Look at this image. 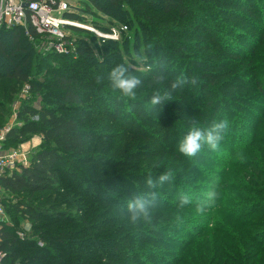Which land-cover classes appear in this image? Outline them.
Masks as SVG:
<instances>
[{
	"label": "trees",
	"instance_id": "obj_1",
	"mask_svg": "<svg viewBox=\"0 0 264 264\" xmlns=\"http://www.w3.org/2000/svg\"><path fill=\"white\" fill-rule=\"evenodd\" d=\"M79 1L82 7L77 11L66 12L64 16L67 20L74 22L83 18L78 14L81 11L106 19L105 29L125 26L126 30L120 32V41L104 40L102 42L113 45L114 49H124L126 41L131 37L128 34L131 29L114 12L123 3V0ZM164 1L167 13L175 10L180 13L182 18L189 17L182 0ZM253 5L255 6L254 10L249 3L240 5L242 9L250 11L246 21L254 28L251 37L255 33H259L256 40L252 42L251 51L242 48L244 54L228 52L229 50L222 46L223 53L242 60H238V62L228 60L227 63L230 64H228L227 70L221 74H213L209 85H202L199 91L193 90L194 85L191 89L182 87L176 90L183 99L190 98L192 102L189 108L190 113L194 111V115L197 117L196 121L204 123L203 128L213 121L219 122L224 115V120L228 122V129L220 142L221 145L228 144L230 135H237V132H234L238 124L237 116L238 113L245 110L242 103L236 102V99L230 101L229 98L232 95L219 90L217 82L219 80L228 81L235 75L237 67H241L248 71L247 75L251 80L241 85L235 82L231 89L247 91L250 95L251 91H256L259 98L264 100V52L257 53L258 46L264 50V25H258V21L264 22V14L258 16L259 4L253 3ZM261 9L264 10V6ZM227 12L234 14L232 9ZM230 19H234V16H231ZM65 27L71 31L87 32L70 24L65 25L64 29H66ZM99 27L104 30L103 26ZM29 32L31 35H37L32 28L29 29ZM20 34H23L20 27L0 28V57L7 60L4 73L0 75V81L3 83V86L0 84V130L11 115L9 105L17 93L18 84H29L30 90L39 93L43 100L45 99V103L39 106L23 104L16 116L19 125L10 128L3 141V149L8 150L15 148L16 143H21L30 135L41 136L39 145L29 153V164L27 166L19 165L18 169L6 173L0 179V202L4 210L14 215L19 214L17 217L27 220L32 229V234H26V237L21 239L18 237L17 228L14 225L0 222V253L5 254L0 262L2 264H101V261L105 259L104 264H125L124 259L130 257L128 260L130 262H126V264H151L149 260L137 258L135 254L123 256L118 250V244H113L114 240H110V238L108 241L102 242L110 248L106 251H98L97 242L101 241L96 240V237L101 234L111 237L118 231L117 227L122 223L119 221L121 217H124L119 214L123 202L119 203V206L116 202L105 204L96 193L89 194L86 188L82 189L78 183L83 180L82 173L78 172L79 170H76L74 166L76 164L85 166L98 164L100 167H108L104 158L100 159L98 154L91 153L92 146L88 145L86 140L87 129L98 127V111L103 108V104L99 102L94 106L90 100V106L86 107L83 104V96L86 92L81 88L85 79L78 78L67 70L62 73L61 68L55 69L46 66L45 60L40 55H29L28 60L25 56L20 63L11 61V55L3 42V37L9 36L14 50L22 53ZM92 40L97 41L95 37ZM79 49L82 54H87L90 51L87 46H80ZM249 52L250 54L247 55ZM32 56L36 60V64L31 68L29 57ZM244 56L246 60L241 58ZM147 68L149 72L150 67ZM44 72H46V76L41 74ZM153 73H146L149 74L147 78L151 79ZM39 75H41V79L36 77ZM172 80L174 79L168 78V84ZM153 90L145 92L146 97H151ZM198 96L204 100V103L200 107H195ZM255 100L257 104L261 103L260 100ZM93 106L95 108L90 109ZM136 107L138 118H144L154 123L160 121L163 123L161 127L166 130L163 132L157 130L156 135L151 136L143 132L145 125L140 126L135 120L134 127L126 131L128 136L138 135L141 137L143 134L145 135L140 142H135V146L141 148L142 141L150 139L151 143L161 152V154L156 152L158 159L155 163L143 162L141 157L147 159L149 154L141 156L140 150L132 152L129 150L131 144H126L121 162L114 166L126 170L125 172L120 170L113 174L115 179L125 176L123 182L128 187L126 196L131 198L135 194L151 191L146 186V178L149 173L152 174L153 179H156L161 173L171 171L180 177L181 182H177L173 178L171 181L165 182L164 185L168 183V186H173L174 189L180 186V190H174L177 200L182 195H187L191 201L184 207H181L180 204L174 205L175 208H194L197 207V203L200 204L196 193L199 180L208 187H214L217 197L214 200L212 212L205 215L207 217L204 220L205 224L199 222L202 219L198 216L191 223L190 228H185L186 230L184 229L186 223L180 222V219H185L184 211L173 212L157 203L153 209L151 223L140 221L137 225H132L126 218V240L137 245L134 246V250H137V253H145L148 259L154 258L158 264H264V242H262L264 241V224L254 230L252 228L257 221L261 222L264 219V200L257 197V195L264 196V106L252 123V134L242 138V144L240 143L239 147L237 146L225 154V161L222 164H216V158L209 154H200L201 159L205 160L208 166L201 165L194 158L186 157L176 150L177 143L174 142L172 136L179 130L180 124L175 125L173 118L171 119L172 109L168 108L164 112H159L160 118L154 121L152 116H148L144 112L145 106L138 105ZM75 113L82 116H75ZM129 115L134 118L133 114ZM113 119L124 121L123 124L127 125L126 127L130 125L129 118H124L122 115L117 118L113 116ZM157 133L162 135V140L155 138ZM170 135L172 136L169 143L171 147L173 146L172 149L168 146ZM146 144L148 143L144 145ZM206 149L212 150L208 146ZM179 168L196 171L197 175L187 179L183 178L185 174H179ZM88 169L95 173L98 168ZM96 182L102 183L99 179L94 184H97ZM136 188L139 193L135 191ZM192 188H194L193 193H189ZM154 191L157 192L158 189L156 188ZM240 191H247L248 194H241ZM100 193H103V190ZM78 194H80V198H78ZM225 195H228L227 199H225ZM78 201L82 205L77 208V212H74L73 209H63L64 205L78 203ZM86 201L88 204L83 205ZM126 204L127 202L125 207ZM164 204L170 205L169 203ZM108 210L117 213L118 218H111L104 223L101 217L108 213ZM106 225L108 226L106 227ZM191 229L194 231H191L189 238L173 236V233L189 232ZM94 231H97V235L91 234ZM166 236L173 242H168ZM144 245H147L146 248H143ZM171 248L179 249L181 252L175 255ZM134 259H137L138 262Z\"/></svg>",
	"mask_w": 264,
	"mask_h": 264
},
{
	"label": "rangeland",
	"instance_id": "obj_2",
	"mask_svg": "<svg viewBox=\"0 0 264 264\" xmlns=\"http://www.w3.org/2000/svg\"><path fill=\"white\" fill-rule=\"evenodd\" d=\"M182 3L186 6V11L189 13V17L185 19L182 18L178 11L173 10L167 13V11H165L164 0H123V3L116 8L114 12L116 15H119L131 29V31L128 32L131 37L126 41L124 49H114L113 45L102 43L104 40L120 41V32H122L120 31L121 26H115L109 30L105 29V25H107L106 19L81 11H79L78 14L83 18L74 21V23L77 25V28L87 32L80 30L71 31L65 27L64 34L66 35L63 38L53 36L49 33L26 36L24 34V29L21 28L23 34H20L19 41H22L20 47L22 53L14 50L9 36L3 37V42L10 52L11 61L20 63L24 60L25 56H27L28 60L29 55H40L45 60L46 66L48 65L55 69L61 68L62 73L67 70L70 74L74 73L76 77L85 79L81 84V88L86 92L85 96H83V104L86 107L90 106V100H92L94 106L99 104V102L103 104V108L98 111V127H90L87 129L86 140L88 145L91 144L92 146L91 153L98 154L100 159L104 158L108 167H100L98 164L86 166L83 164H76L74 168L82 173L83 180L78 182L82 189L86 188L89 194L96 193L105 204L116 202L119 206L123 202L121 208H126L125 203L130 199L126 196L128 187L123 182L125 176L120 179H115L113 177V174L116 172L120 170L125 172L126 170L121 167H114L121 162V158L124 154L123 149L126 147V144H131L129 150L132 152L140 150L141 156L149 154L147 159L141 157V161L143 162L149 161L155 163L158 159L156 152L161 154V152L158 151L159 148L157 149V147L151 143L150 139H144L141 148L140 146H135V142H140L143 136H145L144 134L139 137L138 135L128 136L126 133L127 130L134 127L135 120L138 121L140 126L142 124L145 125L143 132L151 136L156 135L157 130L161 132L166 130V128L164 129L161 127L163 123L160 121L154 123L144 118H138L136 106H145L144 112H146L148 116H152L151 118H153L154 121L160 118L159 112H164L168 108L172 109L173 115L170 117L171 119L173 118L172 120L175 122V125L178 123L180 124V128L176 131V134L169 136L168 146L171 149L173 147H171L169 143L171 136L174 137V142L177 143L176 150H178L179 142L177 140H181L192 126H201L202 128L204 126V123L196 121L197 117L194 115V111L190 113L189 108L192 103L190 98L186 97L183 99L179 92H172V100L166 101L161 107L151 106L149 103L150 97H146L147 95L144 93L153 90L154 86L151 83V79L147 78L149 74L147 75L146 73L163 71L170 79H175L181 74L189 78L195 77L197 81L195 84L187 83L183 87L191 89L194 85L193 90L199 91L202 85H209L213 74H221L224 70H227V66L230 64L227 63L228 60H234L236 62L242 60L223 53L221 50L222 46L229 50L228 52L244 54L241 49L244 48L245 50L251 51L252 42L256 40L259 35V33H255V35L251 37L254 33L252 31L254 28L246 21L250 15V11L242 9L240 5L249 3L250 7L254 10L255 6L253 3L259 4L258 8L260 9L258 16H261L264 14V10L261 9L262 6H264V0H182ZM231 9L234 14L227 12ZM231 16H234V19H230ZM258 25H264V22L258 21ZM99 26H103L104 30ZM93 37H95L97 41H93ZM80 46L89 47V53L82 54L79 49ZM259 52H264V50L260 49L258 46L257 53ZM249 54L250 52L247 53V55ZM137 56H144L146 59L142 63H138L136 60ZM241 58L246 60L245 56ZM29 62L31 68L36 64V60L33 56L29 57ZM6 63L7 60L0 57V75L4 73V66ZM121 63L131 65L133 74L137 75L142 80V85L136 90V100L118 99L119 93H114L110 88V81L107 79L108 73L113 67ZM148 66L150 67L149 72ZM236 70L235 75L232 76L231 79L226 82L219 80L217 86L219 90L232 95V97L229 98L230 101L236 99V102L238 101L244 106L243 108L245 111H241L237 116L238 124L234 129L237 135H230V137H228L230 140L227 141L228 144H220L217 150L208 151L206 149L207 145H205L201 152L194 157V160L201 165L208 166V163L201 159V153L215 157L216 164H222L225 161V154L231 152V149L237 147L240 143L242 144V138L249 137L252 134V123L261 113L262 106H264V100L259 98L256 91H251L253 95H250L247 91L243 92L231 89L232 84H235V82L241 85L251 80L249 75H247V70L241 67H237ZM27 71H29L28 68ZM138 73L143 76H140ZM41 74L46 76V72ZM97 75L104 77L102 82L97 83ZM31 76L33 77V75ZM36 77L41 79V75ZM0 84L3 86L2 81H0ZM255 99L260 100L261 103L257 104ZM44 100L39 93L30 90L29 84H18L17 93L14 95L13 102L9 105L11 115L8 117L6 124L1 130L19 125L16 116L23 104L27 103L33 106H39L45 103ZM196 100L195 107H200L204 103V100L199 96ZM94 106L90 107V109L95 108ZM191 108L193 109L194 105ZM117 113L124 118H129L130 125L128 127L123 124L124 121L120 122L113 119V116L115 118L120 116L114 115ZM129 114H133L134 118H131ZM75 116L81 117L82 115L75 113ZM223 116L224 115H222L220 120H224ZM155 138L162 140V135L157 133ZM40 142L41 136L35 134L28 136L21 143H16V147H14L31 153ZM145 143L148 144L144 145ZM88 168L98 169L97 172L93 173V171ZM209 168L211 169V167ZM82 169L87 170L83 171ZM178 172L181 175L185 174L183 178L186 179L197 175L196 171H191L186 168H179ZM97 175L99 176L96 177ZM173 178L177 182H181L180 177H178L176 173H173ZM98 179L102 183L96 182L97 184H94ZM197 184H199V187L196 189V193L198 194L197 200L201 203L206 199L207 193L214 191V187L206 186L201 180L197 181ZM179 187L180 186H177L175 187L176 189H174L173 186H168V183L157 187V192L160 194L157 198V204L173 212L184 211L186 214L185 219H180L181 223H186L184 229L190 228L191 223L196 220L198 216L202 219L199 222L205 224L204 220L207 219L205 215L207 216L212 212L215 203L212 202L205 205L202 210L198 208L199 203H197V207L194 208H175L174 205L180 204V198L177 200L174 190H180ZM102 190L103 193H100ZM135 191L139 193L138 188H136ZM193 191L194 188H192L189 193H193ZM240 192L241 194H248L247 191ZM78 196V198L81 197L80 194H78ZM224 197L227 199L228 195ZM257 197L264 200V196L257 195ZM164 203H169L170 205ZM86 204H88V201L83 205ZM81 205L82 203L78 201V203L64 205L63 209H73L74 212H77V208ZM2 209L3 214L0 216V220L6 225H14L17 228V235L19 233L24 235L22 237L18 235L19 238L23 239L26 237V234H32L31 226L27 220L19 219L17 217L19 214L14 215L5 211L3 207ZM107 212L108 213L101 217L104 223L111 218H118L117 213H114L112 210H108ZM119 222L122 223L117 227L118 231H116V234L113 236L111 235V237H109L110 235L101 234L96 237V240L101 241L97 242L98 251L102 252L110 248L102 243L108 241V238H110V240H114L113 244H118V250L123 256L126 254H135L137 258L147 259L151 264H158L154 258L148 259L145 253H137V250H134V246L137 245L130 240H126V216L121 217ZM262 224H264V219H262L261 222L257 221L256 225L252 227L253 230ZM107 226L108 225H106V227ZM191 231L193 232L194 230L191 229L189 232L173 233V236H184V238H189V234L192 233ZM91 234L97 235V231ZM165 238L168 242H173L171 238L169 239L167 236ZM146 246L147 245H144L143 248H146ZM182 248L184 249L185 247ZM171 250L173 249L171 248ZM173 251L175 255L181 252L179 249H174ZM129 258L130 257L124 259L125 264L126 262H130L128 261L130 260ZM134 260L138 262L137 259ZM103 262H106L105 259L101 261V264H104ZM0 263L2 264V262Z\"/></svg>",
	"mask_w": 264,
	"mask_h": 264
},
{
	"label": "clouds",
	"instance_id": "obj_3",
	"mask_svg": "<svg viewBox=\"0 0 264 264\" xmlns=\"http://www.w3.org/2000/svg\"><path fill=\"white\" fill-rule=\"evenodd\" d=\"M146 58L144 56H137L138 63H142ZM97 83L103 81L104 77L97 75ZM107 79L110 81V88L115 93L118 92V99H137V89L142 85V80L134 75L132 67L129 64L121 63L116 65L108 73ZM196 78L186 77L184 74L177 76L168 84V78L163 71H155L151 77V83L155 86L150 97L151 106H162L166 101L172 100V92L181 89L185 84H195ZM167 85V87H166ZM228 129V122L220 120L219 122L213 121L207 127L201 128L192 126L187 134L178 143V152L182 155L194 158L207 145L212 150L219 148L220 142L224 138V134ZM173 179L171 171L161 173L158 178L153 179L151 173L146 178V186L151 191L142 194L133 195L126 204V209L121 208L119 214L126 216L128 222L132 225H137L140 221L151 223L153 218V209L156 206L158 193L154 191L165 182ZM217 197L215 191L206 194V199L199 205V209H203ZM190 198L187 195L180 197V206L189 204Z\"/></svg>",
	"mask_w": 264,
	"mask_h": 264
},
{
	"label": "built area",
	"instance_id": "obj_4",
	"mask_svg": "<svg viewBox=\"0 0 264 264\" xmlns=\"http://www.w3.org/2000/svg\"><path fill=\"white\" fill-rule=\"evenodd\" d=\"M81 7L79 0H0V28L20 27L24 29L26 36H31L29 29L32 28L36 34L49 33L63 38L66 35L64 34L65 25L77 26L74 22L67 20L65 13L80 10ZM125 30V26L120 27V31ZM9 129L0 130V179L6 173L18 169L19 165L29 164V151L17 148L3 150V141ZM2 207L0 202V216L3 214ZM18 235L24 236L20 233ZM4 255L0 253V261Z\"/></svg>",
	"mask_w": 264,
	"mask_h": 264
},
{
	"label": "crops",
	"instance_id": "obj_5",
	"mask_svg": "<svg viewBox=\"0 0 264 264\" xmlns=\"http://www.w3.org/2000/svg\"><path fill=\"white\" fill-rule=\"evenodd\" d=\"M34 146H35V145H34ZM3 150H4V149H3ZM3 150H2V151H3ZM28 156H29V155H28Z\"/></svg>",
	"mask_w": 264,
	"mask_h": 264
}]
</instances>
